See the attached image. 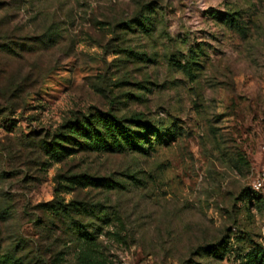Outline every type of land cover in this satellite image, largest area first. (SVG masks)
Instances as JSON below:
<instances>
[{
  "label": "rangeland",
  "instance_id": "1",
  "mask_svg": "<svg viewBox=\"0 0 264 264\" xmlns=\"http://www.w3.org/2000/svg\"><path fill=\"white\" fill-rule=\"evenodd\" d=\"M149 10L150 34L117 26ZM234 12L244 28L213 16ZM99 111L177 131L147 155L44 151ZM263 152L264 0H0V258L244 264L264 254Z\"/></svg>",
  "mask_w": 264,
  "mask_h": 264
},
{
  "label": "trees",
  "instance_id": "2",
  "mask_svg": "<svg viewBox=\"0 0 264 264\" xmlns=\"http://www.w3.org/2000/svg\"><path fill=\"white\" fill-rule=\"evenodd\" d=\"M151 11L136 15L134 18L126 21H121L117 24L121 29L128 31L143 32L148 35L152 31L153 23ZM220 21L236 27L237 29L244 28L240 24V15L234 13H216L213 15ZM193 54H198V51L191 50ZM192 63L198 62L191 60ZM65 133L58 134L57 138L50 143L42 145L44 151L49 157L60 159L66 155V148L61 146L60 141L72 142L77 145L81 150H99L112 153L136 152L147 155L155 146L168 141L174 140L176 128L171 125L170 127H159L139 115L132 116L131 118L122 119L115 116L111 112H101L97 115L88 114L82 116L80 119L69 122L65 127ZM85 179V183L90 186H102L106 188H115L120 184L111 179L97 178L89 175H81ZM132 180L138 181L134 176ZM252 195L261 198L257 193L250 189ZM244 196V191L242 192ZM246 196V195H245ZM66 212V207L63 208ZM84 228V226H83ZM78 237L84 240L92 239L87 230L78 229ZM203 253L211 254L216 257H221L225 253V245L222 243L214 245H206L200 248ZM256 252H248L245 254L246 261L244 264H264V254L261 253L257 258ZM0 264H22L11 260V258H0ZM76 264H81L78 261Z\"/></svg>",
  "mask_w": 264,
  "mask_h": 264
},
{
  "label": "built area",
  "instance_id": "3",
  "mask_svg": "<svg viewBox=\"0 0 264 264\" xmlns=\"http://www.w3.org/2000/svg\"><path fill=\"white\" fill-rule=\"evenodd\" d=\"M250 188L253 192L257 193L264 199V152H263V163L261 169L253 177Z\"/></svg>",
  "mask_w": 264,
  "mask_h": 264
}]
</instances>
